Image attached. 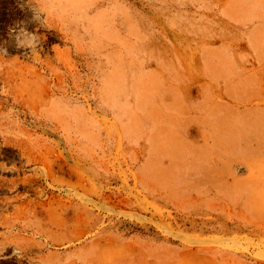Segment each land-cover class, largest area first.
I'll use <instances>...</instances> for the list:
<instances>
[{
    "label": "rangeland",
    "instance_id": "rangeland-1",
    "mask_svg": "<svg viewBox=\"0 0 264 264\" xmlns=\"http://www.w3.org/2000/svg\"><path fill=\"white\" fill-rule=\"evenodd\" d=\"M38 3L0 0V264H264V154L200 185L188 130L191 99H224L229 125L264 106L237 44L263 52L264 0ZM21 22L43 37L35 59Z\"/></svg>",
    "mask_w": 264,
    "mask_h": 264
},
{
    "label": "crops",
    "instance_id": "crops-1",
    "mask_svg": "<svg viewBox=\"0 0 264 264\" xmlns=\"http://www.w3.org/2000/svg\"><path fill=\"white\" fill-rule=\"evenodd\" d=\"M167 20L168 19L165 21L168 23V26L181 31L175 24H171V21L169 23V20ZM181 32L189 34L184 31ZM187 36L193 38L194 43L197 45L198 42H195V37L190 35ZM199 42L206 43L207 40L204 38ZM163 43L167 44L165 40H163ZM237 44L239 48L242 49L243 53L246 54L247 62H253L252 68L245 66L246 63H240L241 68H243L241 70V78L243 75L251 74L254 79L251 88L257 91H264V50L263 52H259L258 49L257 51L250 49L244 41H239ZM168 56L178 61L179 69L180 67L185 69L187 66L185 60L181 58L178 53L174 54L171 52ZM204 79L205 81L201 84V90L207 87V90L221 91L225 88L224 84L217 85L216 83L210 82L205 77ZM243 84L244 82H239V86ZM202 98L191 99L188 104V112L193 119V125H191V127L194 128L193 130L188 128V130L193 131L195 135L194 142L203 149L201 167L202 170L205 171V174L203 177H199L201 178L199 184L220 187L224 184V181H226L229 160L240 159L242 156L264 154V106L257 105L255 111L258 115H253L251 111L254 110L249 108L252 105L248 103L245 105L242 103V111L245 114H236L235 116L240 117L235 120V124L229 125L227 105L223 102L224 99L211 98L208 96L205 99L206 102L202 104ZM204 108H214L219 111L218 124L212 123L211 120L210 123L215 126L205 122L207 110ZM228 135L233 137V144L231 146H228L226 142V137ZM222 136L224 137L223 141L221 140Z\"/></svg>",
    "mask_w": 264,
    "mask_h": 264
},
{
    "label": "clouds",
    "instance_id": "clouds-1",
    "mask_svg": "<svg viewBox=\"0 0 264 264\" xmlns=\"http://www.w3.org/2000/svg\"><path fill=\"white\" fill-rule=\"evenodd\" d=\"M35 2L39 5L38 0H35ZM41 13H46V16L43 19H41ZM32 19L33 21L38 22L41 27L50 28L48 24V12L40 8V6L37 9H34V16ZM38 32V29L34 32L29 31L28 28L23 25V22L10 29V35L15 40L16 46L18 48L29 49L33 59L39 54L38 49L42 48L43 37L39 35ZM5 54V52L0 51V56H4ZM14 255L22 256L17 251L14 252Z\"/></svg>",
    "mask_w": 264,
    "mask_h": 264
}]
</instances>
